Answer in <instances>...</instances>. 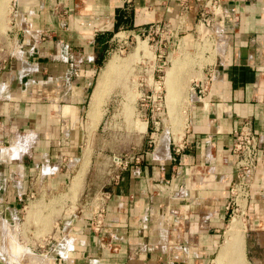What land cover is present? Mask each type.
I'll use <instances>...</instances> for the list:
<instances>
[{"label": "crops", "instance_id": "crops-1", "mask_svg": "<svg viewBox=\"0 0 264 264\" xmlns=\"http://www.w3.org/2000/svg\"><path fill=\"white\" fill-rule=\"evenodd\" d=\"M205 2L8 1L5 32L9 53L18 56L0 61V155L11 167L4 180H12L5 194L19 199L33 189L50 207L69 203L46 211L48 233L31 264H208L221 240L234 178L233 131L243 122L259 141L246 177L243 253L264 263V0L218 1L209 27L218 22L223 48L201 66L206 89L199 92L194 84L183 135L168 138L166 150L155 143L149 157L116 172L99 231L88 227L82 207L90 195L82 180L77 187L72 179L68 191L89 155L86 96L116 35L149 33L162 24L184 32L181 41L190 43ZM178 143L179 153L173 150Z\"/></svg>", "mask_w": 264, "mask_h": 264}, {"label": "rangeland", "instance_id": "rangeland-1", "mask_svg": "<svg viewBox=\"0 0 264 264\" xmlns=\"http://www.w3.org/2000/svg\"><path fill=\"white\" fill-rule=\"evenodd\" d=\"M8 1L6 16L0 28V36L4 35L0 39V43L3 40L0 61L4 59L5 62L14 61V57L18 56L16 50L14 51L17 52L16 55L14 52L9 53L12 44L5 32L8 21L7 14L10 9ZM202 7L203 10L206 9L205 5ZM209 15L206 14L207 17ZM196 24L197 22L193 27L194 35L190 42V49L188 48L190 43L184 42V44L181 41L184 32L174 33L162 24L157 25V31L150 30L149 33L143 32L139 35L129 34L127 36L125 33L119 32L116 35V40L110 46L111 49L106 55L100 71L97 72L95 82L85 100L84 124L88 132L85 133L84 147L88 150L89 155L83 156L84 160L82 158L78 170L72 175L68 185L69 191L72 179L77 180L75 184L77 187L82 180L84 193L90 195L82 207L84 213H87V222L92 217V211L101 203L104 204L105 213V202L109 192L107 186L115 180L113 176L121 167H126L130 161L136 164L141 161L142 157H149L155 143L156 148L165 145L164 149L166 150L168 138L171 142V139L179 140L183 135L186 125V109L190 106L191 99L195 97L192 88L197 80L203 79L201 66L212 60L213 54L220 51L219 43H222L220 33L217 31V25H219L217 22L212 23L211 27H209L210 25L203 26V23L200 22V26L198 25L199 34L196 32ZM177 55H179V59L177 58L175 63ZM112 57H115L116 60L113 69L108 73L110 74L108 79H106L107 84L100 104V111L93 112L90 108L94 98L93 94L99 86V78L105 72L106 65ZM96 85L97 87H95ZM92 119L96 121L92 122ZM93 129L94 131H92ZM150 132L154 133L150 136ZM0 146L5 145L0 143ZM88 156L90 162L84 174ZM74 168H70L69 175L74 172ZM7 169H11V167L4 165L0 155V264H19L21 260H26L28 264H31L30 262L36 260V257H40L38 254H41L43 249L41 242L48 233L46 227L50 223L48 219L50 214L46 216V211L56 207L58 212L69 203L56 201L55 206L50 207L47 198L45 196L37 198V192L34 193L33 189H30L29 193L19 199L5 194V190L12 188V180H4ZM33 187L35 188V184ZM236 202L238 210L233 212L227 210L221 240L208 264H211L220 244L224 241L225 232L228 230V224L233 221L232 219L240 224V234L238 233L237 244L235 243L237 246L235 245V247L238 249V254L240 253L245 260L244 264H264L262 262L253 263L248 257H244L243 199L237 197ZM72 207L76 210L74 205L67 208L71 209Z\"/></svg>", "mask_w": 264, "mask_h": 264}, {"label": "built area", "instance_id": "built-area-1", "mask_svg": "<svg viewBox=\"0 0 264 264\" xmlns=\"http://www.w3.org/2000/svg\"><path fill=\"white\" fill-rule=\"evenodd\" d=\"M218 1L219 0H206L207 4L205 2L206 9L203 10L201 19L202 23L206 26L210 24L211 15H214L215 8L218 7ZM206 14L210 15L207 17ZM157 29L158 26L155 25L151 30L157 31ZM195 85H197L199 92H202L206 89L207 83L197 80V84ZM233 136L230 153L232 155L231 167L234 171V178L229 187L230 195L225 206V208L230 212L238 210V204L236 202L237 197L243 199V201L247 197L248 182L246 177L255 166L259 149L257 135L251 130L248 122H243L238 129L234 130ZM182 147L183 146L179 143L174 144L173 150L179 153ZM105 197H107V195H105ZM233 206L235 207L234 209ZM103 213V203H101V205H97L92 211V217L88 222V227L92 231L97 232L101 228L103 222Z\"/></svg>", "mask_w": 264, "mask_h": 264}, {"label": "bare ground", "instance_id": "bare-ground-1", "mask_svg": "<svg viewBox=\"0 0 264 264\" xmlns=\"http://www.w3.org/2000/svg\"><path fill=\"white\" fill-rule=\"evenodd\" d=\"M6 9H7V0H0V28L2 27V25H3V21H4V18H5V16H6ZM217 11H218V8H215V13H217ZM218 23V22H217ZM205 24H203V26H204ZM200 26V25H199ZM218 48L221 50L222 48H223V41H222V43H219V46H218ZM181 50V49H180ZM182 53V52H181ZM185 53V52H184ZM183 53V54H184ZM179 54V53H178ZM178 56L179 55H177L176 57H175V63H176V61L179 59L178 58ZM178 58V59H177ZM109 60V59H108ZM107 60V61H108ZM115 60H116V58L115 57H112L109 61H108V63H107V65L106 64H104V65H106V69H105V72H104V68H103V74H102V76H101V78H99L100 79V82H99V86H98V88L96 89V91H95V94H93L94 95V98H93V101H92V104H91V109L93 110V112L95 111V112H98V110L100 109V104H101V101H102V97H103V93H104V91H105V86H106V84H107V81H106V79H108V77H109V75L110 74H108V73H110L111 72V70L113 69V66H114V64H115ZM179 62V61H178ZM177 62V63H178ZM176 66V65H175ZM120 69V68H119ZM102 72V71H101ZM123 73V72H122ZM121 73V74H122ZM108 75V76H107ZM107 77V78H106ZM120 77V76H119ZM199 80H201V79H199ZM170 83V82H169ZM173 85V84H172ZM174 85H177V84H175L174 83ZM95 87H97V85L95 86ZM172 89V88H171ZM95 90V89H94ZM169 90V89H168ZM169 93H170V91H169ZM167 96H168V94H167ZM92 98H91V100H92ZM169 98V97H168ZM175 99V98H174ZM173 99V100H174ZM90 109V110H91ZM100 111V110H99ZM127 111V110H126ZM90 112H92V111H90ZM92 112V113H93ZM91 113V114H92ZM95 114V113H94ZM127 114H129V113H127ZM97 116H98V114H97ZM94 117V116H93ZM95 119H96V117H95ZM93 121L92 122H94V121H96V120H94V119H92ZM83 160H84V158H83ZM88 162V161H87ZM84 163L82 162V165H83ZM81 175V174H80ZM78 177V176H77ZM74 180V179H73ZM77 181V180H76ZM76 181H74V182H76ZM72 185H73V182H72ZM71 188V187H70ZM72 189V188H71ZM72 192V191H71ZM70 192V193H71ZM238 219V218H237ZM233 221H231L228 225V230H226V232H225V238H224V241H223V243L222 244H220L221 246H220V248H219V250H218V253H216L217 255H216V257L214 258V260H213V262H212V264H244L245 262V260H243V258L241 257V255H240V253L238 254V249L235 247V245L237 244L236 243V240H237V236H238V233L240 234V229H239V225L240 224H238V222L235 220V219H232ZM242 231V230H241ZM238 242V241H237ZM236 243V244H235ZM237 246V245H236ZM237 250V251H236ZM233 253V254H230V253ZM238 254V255H237ZM230 255H232V256H234V257H230ZM226 262H229V263H226Z\"/></svg>", "mask_w": 264, "mask_h": 264}, {"label": "flooded vegetation", "instance_id": "flooded-vegetation-1", "mask_svg": "<svg viewBox=\"0 0 264 264\" xmlns=\"http://www.w3.org/2000/svg\"><path fill=\"white\" fill-rule=\"evenodd\" d=\"M2 146H0V148H1Z\"/></svg>", "mask_w": 264, "mask_h": 264}]
</instances>
